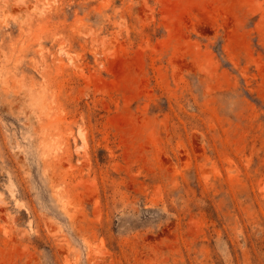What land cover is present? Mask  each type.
I'll list each match as a JSON object with an SVG mask.
<instances>
[{
    "label": "rangeland",
    "instance_id": "obj_1",
    "mask_svg": "<svg viewBox=\"0 0 264 264\" xmlns=\"http://www.w3.org/2000/svg\"><path fill=\"white\" fill-rule=\"evenodd\" d=\"M0 264H264V0H0Z\"/></svg>",
    "mask_w": 264,
    "mask_h": 264
}]
</instances>
